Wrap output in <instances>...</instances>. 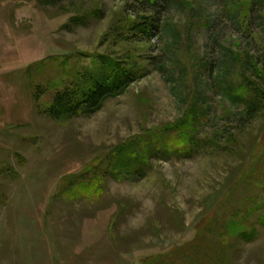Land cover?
<instances>
[{"label":"rangeland","instance_id":"rangeland-1","mask_svg":"<svg viewBox=\"0 0 264 264\" xmlns=\"http://www.w3.org/2000/svg\"><path fill=\"white\" fill-rule=\"evenodd\" d=\"M144 1L0 0V264H264V0Z\"/></svg>","mask_w":264,"mask_h":264},{"label":"trees","instance_id":"trees-1","mask_svg":"<svg viewBox=\"0 0 264 264\" xmlns=\"http://www.w3.org/2000/svg\"><path fill=\"white\" fill-rule=\"evenodd\" d=\"M47 3L54 0H40ZM171 0H145L149 8L154 11L158 6L164 8L170 3ZM143 26L139 28L144 32H149L153 28V21L148 20L143 22ZM264 62V60H263ZM259 60L257 61V64ZM110 67L106 71H102L99 76L92 78L88 83L83 86V79L80 83L76 84L77 89L68 85H63L54 90L51 99L44 106L43 111L49 116L55 117H76V116H91L102 109L108 99L115 98L122 95L129 86L138 79V75L134 70L127 68L124 64L110 63ZM259 73L264 71V66L261 68L256 67ZM242 97L235 94L233 99L239 100ZM260 107V103L254 101L242 117L245 121L250 120L255 112ZM198 140H191L190 150L199 146Z\"/></svg>","mask_w":264,"mask_h":264}]
</instances>
